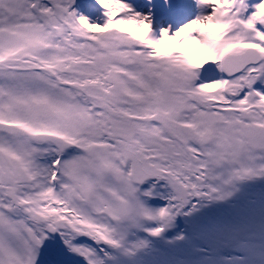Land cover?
<instances>
[{"label": "snow or ice", "instance_id": "snow-or-ice-1", "mask_svg": "<svg viewBox=\"0 0 264 264\" xmlns=\"http://www.w3.org/2000/svg\"><path fill=\"white\" fill-rule=\"evenodd\" d=\"M0 264H264V0H0Z\"/></svg>", "mask_w": 264, "mask_h": 264}]
</instances>
